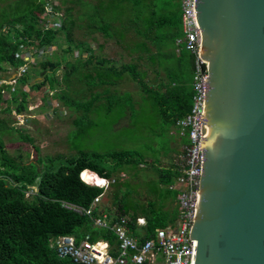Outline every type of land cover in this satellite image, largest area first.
<instances>
[{
    "label": "trees",
    "instance_id": "16d2710c",
    "mask_svg": "<svg viewBox=\"0 0 264 264\" xmlns=\"http://www.w3.org/2000/svg\"><path fill=\"white\" fill-rule=\"evenodd\" d=\"M94 1V4L83 0H61V3L80 5L81 21H86V37L99 34L104 39L114 40L135 62L113 65L96 54L86 40L76 41L74 31L79 26L73 17V8L68 7L63 16L58 13L59 24L49 28L42 26L50 16L46 14V5L49 3L59 10L52 0H0V80L6 78L1 73L15 72L23 65L22 59L16 56L21 45L35 46L41 51L57 46L61 51L60 56H47L36 64L30 63L38 66L39 75L44 72L41 80H35V76L25 71L13 91L7 85H0V140L5 130H12L6 126L10 121L1 118V114L14 111L20 115L27 111L29 91H39L46 85L53 93L52 99L76 114L72 122L74 129L66 138L69 150L76 151V155L48 158L40 162L44 164L41 169L33 162L24 164L21 157L11 158L0 142V264H74L69 259L58 258L55 253L52 244L61 235L73 236L77 244L85 234H90L93 241L105 239L113 243L112 232L94 226L99 210L94 208L90 214L84 213L103 194L102 189L80 180L79 175L84 171L114 179L109 188L112 205L115 214L131 215L130 230H135L136 216L144 217L146 238H150L155 230L177 219V192L167 189L179 174L176 163L159 168L153 166V161H146L144 152L117 148L114 144L112 148L101 149L91 147L90 143L103 140L110 144L112 138L118 141L126 136L120 132L132 127L138 106L151 108L164 126L160 131L164 135L165 125L171 128L189 113L193 56L175 44L182 38L181 0ZM123 16L127 19L122 20ZM129 33L132 35L127 38ZM59 40L65 44L64 48L57 44ZM101 48L99 46V52ZM183 58L188 66L183 64ZM61 68L63 73L57 79L55 74ZM148 68L152 69L154 78H149ZM125 81L137 85L138 99L130 92L119 90ZM4 91L8 93L6 100L2 97ZM43 107L50 108V104ZM124 119L128 120L127 125L121 124ZM18 135L20 140L33 144L28 135L20 132ZM158 135L151 134L152 137ZM75 139H86L88 149L75 144ZM145 139L143 135V148ZM180 141L186 143L184 139ZM163 143L160 149L167 152ZM151 156L158 161L156 151ZM147 164L155 169L156 180L145 183V192L150 198L142 202L134 197L135 188L129 180L122 179L121 174L137 176ZM90 175L84 172L82 177L93 182ZM98 176H95L98 181L94 182L101 185ZM63 204L78 207L83 212H75ZM106 212L109 214V209Z\"/></svg>",
    "mask_w": 264,
    "mask_h": 264
},
{
    "label": "water",
    "instance_id": "95a60500",
    "mask_svg": "<svg viewBox=\"0 0 264 264\" xmlns=\"http://www.w3.org/2000/svg\"><path fill=\"white\" fill-rule=\"evenodd\" d=\"M208 64L194 264H264V0H195Z\"/></svg>",
    "mask_w": 264,
    "mask_h": 264
},
{
    "label": "rangeland",
    "instance_id": "374dc122",
    "mask_svg": "<svg viewBox=\"0 0 264 264\" xmlns=\"http://www.w3.org/2000/svg\"><path fill=\"white\" fill-rule=\"evenodd\" d=\"M55 2V6H59V14L63 16L64 11L68 9V7L73 8V17L77 19V25L79 26L74 31V39L76 41L86 40L91 48H94V52L103 58H106L110 61L111 64L120 66L122 63L135 62L124 50L123 47L117 44L114 40L104 39L99 34L93 35V37H86L85 26L86 21H81L82 9L79 11L80 5L77 3V6L72 4L71 2L61 3V0H52ZM84 2L95 3L94 0H83ZM170 1V0H169ZM86 9H84L85 11ZM60 16H53L46 18L42 26H47L49 28H53L55 25H58L60 22ZM127 19V16H123L122 20ZM48 22V23H47ZM20 26V25H19ZM132 33L127 35L129 38ZM91 38H94L93 40ZM58 45L65 47V44L61 40L58 41ZM99 46L102 48L99 52ZM61 48V49H62ZM180 48V47H179ZM42 54V56H41ZM53 55H61V51H59V47L51 46L50 48L44 50H39L37 47H28L27 45H21L20 49L16 53V56H19L23 61V65L14 71H8L7 73H1V75L5 76L3 80H0V85H7L11 91L15 89V81L13 79L20 78L22 75V71L28 72L30 75L35 76L34 79L41 80L40 76L44 74V72L39 75L38 66H31L30 63H38L41 60L45 59L47 56L52 57ZM86 54H83V57H86ZM72 60L68 59V62ZM183 64L188 66V61L186 58H183ZM36 68V69H34ZM14 72V73H13ZM149 78H154V74L152 73V69H147ZM63 73V68L58 70L55 74L57 79H60ZM9 75V76H8ZM8 76V77H7ZM161 76L164 77V74L161 72ZM190 76V73H189ZM33 81V79H32ZM59 82V80H58ZM121 92H130L134 95L135 99H138V87L136 84L125 81L119 87ZM23 90H27L25 86H22ZM52 92L49 91L48 86H44L39 91H29L28 93V108L27 111H24L20 115H16L14 117V111L10 114H1V118L7 119L10 123H6L8 131L5 130V134L2 135L0 140L2 146L5 148V152L11 158L21 157L22 162L24 164H28L30 162L36 163L38 167L43 168V163L41 161H45L48 158L56 159V158H68L70 156L76 155V151H70L66 138L67 135L74 129L72 122L76 117V114L73 112L67 111L65 108L61 107L58 102L52 99ZM2 97L4 100L8 98V93L6 91L2 92ZM50 104V108H46L43 106H48ZM43 107V108H42ZM128 120L124 119L121 121L122 125H127ZM118 127V126H117ZM115 127L114 130L117 129ZM173 127L168 128L165 125V135L160 131L164 126L160 124V122L156 119L155 115L151 111V108L148 106L143 108L141 106L137 107V112L132 122V127L126 129L124 132L121 131L122 135H126L122 137L120 140L116 141L115 139H111L110 144L105 143L103 140L93 141L90 143L92 146H99L101 149L112 148L114 145L117 148L122 149H130L141 151L142 153L147 155L146 161H153V166L155 167H168V165L177 158L180 153V145L181 141L177 136L172 135ZM18 132L22 135H28L32 140L33 144H30L27 141L20 140ZM152 132L159 134L156 137H152ZM125 133V134H124ZM144 133V134H143ZM143 135L146 136V147L143 148L142 138ZM117 137V136H116ZM165 142V148L167 152L161 150V146ZM75 144H81L85 149H88L87 140L75 139ZM114 144V145H112ZM89 149H92V148ZM38 151H36V149ZM150 148V149H148ZM160 149V150H159ZM175 149V151H174ZM156 151L158 161H154V158L151 156V153ZM172 151V152H171ZM178 151V152H177ZM158 152V153H157ZM38 159V160H37ZM56 167V165H55ZM82 175L80 176V178ZM91 178L96 182L97 178L94 174L90 175ZM121 178L124 180H129L132 187L135 188L137 194L134 197L142 202H145L150 197L147 196L148 193L145 192V183L152 182L156 180V171L150 165L142 166L141 170H139L137 176L131 175H122ZM83 179V178H82ZM86 181H89L85 179ZM92 181V180H90ZM98 181V180H97ZM100 181V180H99ZM94 182V183H95ZM90 186L92 182H88ZM97 205L102 204L105 205L106 210L109 209L110 212L114 213L115 208L112 205V194L110 189H107L104 193V196L97 202ZM174 206V204H172ZM171 206V207H172ZM177 218V217H176Z\"/></svg>",
    "mask_w": 264,
    "mask_h": 264
},
{
    "label": "built area",
    "instance_id": "2783aa9c",
    "mask_svg": "<svg viewBox=\"0 0 264 264\" xmlns=\"http://www.w3.org/2000/svg\"><path fill=\"white\" fill-rule=\"evenodd\" d=\"M45 11L48 15H59L49 3ZM181 28L182 38L177 39L175 44L193 56V94L190 112L175 122L172 132L180 139L186 140L176 161L179 174L169 186V190L177 192V219L174 223L155 230L152 237L139 241L130 230V219L126 215L119 216L112 224L105 222L104 218H98L94 220V225L106 228L116 236L117 254L110 253L108 243L91 242L89 236H85L77 244L71 235H61L52 244L58 258L69 259L74 264H194L197 241L191 238L190 232L199 202V185L203 171V129L208 91V64L200 53L195 0H181ZM83 180L86 183L92 182ZM100 181L101 185H95L107 188L113 183V180ZM99 199L96 198L94 202ZM63 206L73 208L78 213L83 212L78 207L68 204ZM84 213L90 214L91 210ZM136 223L139 227L144 224L141 219Z\"/></svg>",
    "mask_w": 264,
    "mask_h": 264
},
{
    "label": "crops",
    "instance_id": "0c3cea01",
    "mask_svg": "<svg viewBox=\"0 0 264 264\" xmlns=\"http://www.w3.org/2000/svg\"><path fill=\"white\" fill-rule=\"evenodd\" d=\"M191 83H192V81H191ZM192 87V86H191ZM191 106H192V102H191ZM191 110V109H190ZM190 112V111H189ZM186 116V115H185ZM184 144H186V143H184ZM184 144H181L180 145V153L179 154H181V152H182V146L184 145ZM172 152V151H171ZM179 156V155H178ZM178 156H177V158H178ZM177 158L174 160V163H176V161H177ZM92 174V173H91ZM96 176V175H95ZM102 179H104V178H102ZM104 180H108V181H111V180H113V183H111V184H114V179L113 178H111V179H104ZM155 181V180H154ZM153 182V181H152ZM110 184V185H111ZM110 185L106 188V187H98V188H100V189H102L103 190V194L102 195H100L99 196V198L101 199L103 196H104V193H105V191L107 190V189H109L110 188ZM172 185V184H171ZM169 186L170 185H168L167 186V189H169ZM172 191V190H171ZM148 197H150V195H147ZM99 199V200H100ZM94 208H96L97 210H99V212H100V215L96 218V219H98V218H100V219H103L104 218V220H105V222H107V223H109V224H112V223H115L116 221H117V219H118V217L119 216H123V215H118V214H115V212L114 213H112V212H109V214L106 212V208H105V205H102V204H96L94 201H93V203H92V207L89 209V210H92V209H94ZM126 216L130 219V222H131V215L130 214H126ZM135 222H134V224H135V230H133L132 232H133V235L134 236H136L138 239H139V241H142V240H144V239H146V236H147V231H146V226H147V222H146V219L144 218V217H141V216H136L135 218ZM138 219H141V220H143V222H144V224L143 225H141L140 227L137 225V223H136V221L138 220ZM115 220V221H114ZM95 226V225H94ZM129 226H130V224H129ZM96 228H99V229H103V230H108V229H106V228H102V227H99V226H95ZM108 231H110V230H108ZM111 232V231H110ZM113 233V232H112ZM85 236H89V238H90V240H91V235L90 234H85L84 236H83V238L85 237ZM73 237V236H72ZM82 238V239H83ZM96 241H103V242H106V243H108V245H109V247H110V253L112 254V255H116L117 254V250H118V241H117V238H116V236L114 235V238H113V243H110V242H108L107 240H105V239H98V240H95V241H93V240H91V242H96Z\"/></svg>",
    "mask_w": 264,
    "mask_h": 264
},
{
    "label": "clouds",
    "instance_id": "9594fccd",
    "mask_svg": "<svg viewBox=\"0 0 264 264\" xmlns=\"http://www.w3.org/2000/svg\"><path fill=\"white\" fill-rule=\"evenodd\" d=\"M54 11L55 12H57V13H59L56 9H54ZM20 69V68H19ZM24 72L22 71V74H23ZM13 81H15L16 83H17V78H15V79H13ZM15 83V84H16ZM26 87V86H25ZM27 88V87H26ZM14 117H16V114H14ZM84 172H87L88 174H91L92 172H88V171H84ZM82 173L83 172H81L80 173V175H79V177L82 175ZM95 174V173H94ZM96 175V174H95ZM96 176H98V175H96ZM99 177V176H98ZM100 178V180L102 179L101 177H99ZM84 179V178H83ZM82 179V177L80 178V180L83 182V183H85V184H87V185H89L88 183H86L84 180ZM96 183H94V181H93V183H92V185L93 186H95V187H99V186H97V185H95ZM103 188V187H102Z\"/></svg>",
    "mask_w": 264,
    "mask_h": 264
},
{
    "label": "bare ground",
    "instance_id": "6f19581e",
    "mask_svg": "<svg viewBox=\"0 0 264 264\" xmlns=\"http://www.w3.org/2000/svg\"><path fill=\"white\" fill-rule=\"evenodd\" d=\"M84 173V172H83ZM83 173H82V175H83ZM83 178V177H82ZM104 182V181H103Z\"/></svg>",
    "mask_w": 264,
    "mask_h": 264
}]
</instances>
